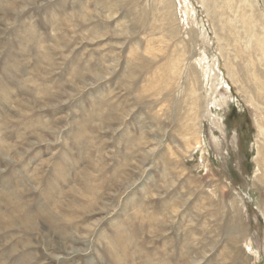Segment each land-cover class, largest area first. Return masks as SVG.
<instances>
[{
  "label": "rangeland",
  "instance_id": "1",
  "mask_svg": "<svg viewBox=\"0 0 264 264\" xmlns=\"http://www.w3.org/2000/svg\"><path fill=\"white\" fill-rule=\"evenodd\" d=\"M0 264H264V0H0Z\"/></svg>",
  "mask_w": 264,
  "mask_h": 264
},
{
  "label": "bare ground",
  "instance_id": "2",
  "mask_svg": "<svg viewBox=\"0 0 264 264\" xmlns=\"http://www.w3.org/2000/svg\"><path fill=\"white\" fill-rule=\"evenodd\" d=\"M23 5H24V4H23ZM261 129H262V128H260L259 130L262 131Z\"/></svg>",
  "mask_w": 264,
  "mask_h": 264
}]
</instances>
